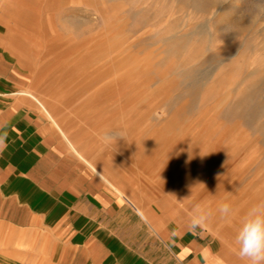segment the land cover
Returning a JSON list of instances; mask_svg holds the SVG:
<instances>
[{"label":"rangeland","instance_id":"374dc122","mask_svg":"<svg viewBox=\"0 0 264 264\" xmlns=\"http://www.w3.org/2000/svg\"><path fill=\"white\" fill-rule=\"evenodd\" d=\"M2 91L155 232L247 264L235 236L264 201V0H0ZM197 203L212 216L191 231Z\"/></svg>","mask_w":264,"mask_h":264},{"label":"crops","instance_id":"0c3cea01","mask_svg":"<svg viewBox=\"0 0 264 264\" xmlns=\"http://www.w3.org/2000/svg\"><path fill=\"white\" fill-rule=\"evenodd\" d=\"M7 93L14 92H0V135L6 137L0 145V259L10 264H43V259L44 264H227L214 249L198 250L177 231L171 241L166 231L155 232L139 205L116 189L122 201L96 178H84L71 153L57 155L36 112L8 103L2 97Z\"/></svg>","mask_w":264,"mask_h":264},{"label":"clouds","instance_id":"9594fccd","mask_svg":"<svg viewBox=\"0 0 264 264\" xmlns=\"http://www.w3.org/2000/svg\"><path fill=\"white\" fill-rule=\"evenodd\" d=\"M6 137L0 135V145ZM217 211L223 217L232 214L231 204L221 202ZM212 216V209L204 203L193 206L188 220V228L196 231L202 228ZM237 254L247 264H264V201L254 204L240 220V226L235 236Z\"/></svg>","mask_w":264,"mask_h":264},{"label":"bare ground","instance_id":"6f19581e","mask_svg":"<svg viewBox=\"0 0 264 264\" xmlns=\"http://www.w3.org/2000/svg\"><path fill=\"white\" fill-rule=\"evenodd\" d=\"M34 97V96H33ZM35 99H36V101L40 104V105H42L44 108H45V106H44V104L39 100V98H37V97H34ZM73 146V145H72ZM81 155V154H80ZM81 156H83V155H81ZM89 162V161H88ZM89 164L91 165V166H93V167H95L92 163H90L89 162Z\"/></svg>","mask_w":264,"mask_h":264}]
</instances>
